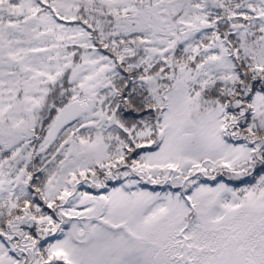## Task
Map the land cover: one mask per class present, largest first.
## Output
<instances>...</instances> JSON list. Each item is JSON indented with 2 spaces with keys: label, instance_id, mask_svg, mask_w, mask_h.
<instances>
[{
  "label": "snow or ice",
  "instance_id": "1",
  "mask_svg": "<svg viewBox=\"0 0 264 264\" xmlns=\"http://www.w3.org/2000/svg\"><path fill=\"white\" fill-rule=\"evenodd\" d=\"M0 264H264V0H0Z\"/></svg>",
  "mask_w": 264,
  "mask_h": 264
}]
</instances>
